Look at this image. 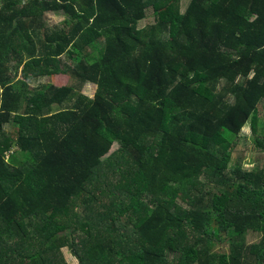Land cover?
I'll return each instance as SVG.
<instances>
[{
    "label": "trees",
    "instance_id": "1",
    "mask_svg": "<svg viewBox=\"0 0 264 264\" xmlns=\"http://www.w3.org/2000/svg\"><path fill=\"white\" fill-rule=\"evenodd\" d=\"M180 3L0 0V264H264V0Z\"/></svg>",
    "mask_w": 264,
    "mask_h": 264
},
{
    "label": "rangeland",
    "instance_id": "2",
    "mask_svg": "<svg viewBox=\"0 0 264 264\" xmlns=\"http://www.w3.org/2000/svg\"><path fill=\"white\" fill-rule=\"evenodd\" d=\"M189 0H181L180 3V9L181 11H184V8L188 4ZM46 21L47 24L50 26L60 25L62 22V17L57 16L51 13H48L46 15ZM156 21V17L151 12H148L146 17L139 22L138 27H144L146 25H150ZM52 82L53 85L56 87L65 86V85H71L76 84L73 80L70 79V77L62 74L54 75L53 77L49 78H40L37 81H35L33 84L38 85L41 83H50ZM80 90L83 94L92 97L95 93L96 86L92 84H84L80 87ZM8 131V127L5 128ZM254 137L252 135V132L250 130V124H247L241 131L240 139L233 151V162L234 163H241L243 166V169L250 170L253 167L254 168H260L264 167V158L263 154L256 150L254 148L253 143ZM8 158V154L7 157ZM182 201L183 198H180ZM61 253L63 254V257L67 264H78L77 260L70 254V252L63 248L61 250Z\"/></svg>",
    "mask_w": 264,
    "mask_h": 264
}]
</instances>
